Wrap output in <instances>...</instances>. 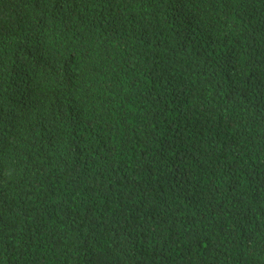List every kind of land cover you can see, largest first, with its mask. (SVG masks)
Instances as JSON below:
<instances>
[{"label":"trees","instance_id":"1","mask_svg":"<svg viewBox=\"0 0 264 264\" xmlns=\"http://www.w3.org/2000/svg\"><path fill=\"white\" fill-rule=\"evenodd\" d=\"M0 264H264V0H0Z\"/></svg>","mask_w":264,"mask_h":264},{"label":"clouds","instance_id":"2","mask_svg":"<svg viewBox=\"0 0 264 264\" xmlns=\"http://www.w3.org/2000/svg\"><path fill=\"white\" fill-rule=\"evenodd\" d=\"M42 37H44V36H42Z\"/></svg>","mask_w":264,"mask_h":264}]
</instances>
